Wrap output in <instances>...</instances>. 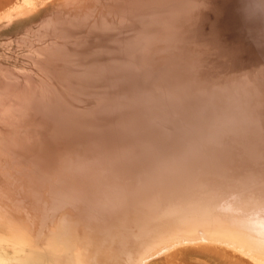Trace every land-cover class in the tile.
<instances>
[{
	"label": "bare ground",
	"instance_id": "6f19581e",
	"mask_svg": "<svg viewBox=\"0 0 264 264\" xmlns=\"http://www.w3.org/2000/svg\"><path fill=\"white\" fill-rule=\"evenodd\" d=\"M21 2L0 264H264V0Z\"/></svg>",
	"mask_w": 264,
	"mask_h": 264
},
{
	"label": "rangeland",
	"instance_id": "374dc122",
	"mask_svg": "<svg viewBox=\"0 0 264 264\" xmlns=\"http://www.w3.org/2000/svg\"><path fill=\"white\" fill-rule=\"evenodd\" d=\"M21 1L22 0H4V5H3L4 8L2 11H0V18H1V15L5 13V12L3 13V11L7 12L8 8L11 9V8H13V6L15 7V6L20 5L22 3ZM31 17H32V14L30 16L24 17L23 19L20 18V19L14 20L13 23H10L8 25L6 24V23H8V19L6 20L5 18H3L2 20H0V75H1L0 78H2V79L7 77L8 72L11 73L15 70L22 69L21 66L23 64L27 63V61H28L26 59L27 58L26 53H25L26 51L24 50L26 47L22 43V40H25V39H23L22 37L25 36L24 32H26V34H27L26 27H28V25H29V23L27 24L25 22H29L30 19H32ZM2 26H3V28H2ZM15 26H17V28ZM24 59H26V60H24ZM7 70H8V72H7ZM199 255H201V256H199ZM189 257H190V259H189ZM208 257L209 256H207L203 253L197 252L195 250H190V251H188V253L185 256V261L187 262V264H200V263H202V264L203 263H205V264L212 263L213 264L215 262V259H213L212 257H209V258Z\"/></svg>",
	"mask_w": 264,
	"mask_h": 264
},
{
	"label": "crops",
	"instance_id": "0c3cea01",
	"mask_svg": "<svg viewBox=\"0 0 264 264\" xmlns=\"http://www.w3.org/2000/svg\"><path fill=\"white\" fill-rule=\"evenodd\" d=\"M4 0H0V11H2L3 10V8H4Z\"/></svg>",
	"mask_w": 264,
	"mask_h": 264
}]
</instances>
